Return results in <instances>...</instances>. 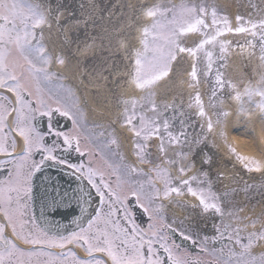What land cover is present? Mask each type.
Masks as SVG:
<instances>
[{"label": "snow or ice", "instance_id": "obj_1", "mask_svg": "<svg viewBox=\"0 0 264 264\" xmlns=\"http://www.w3.org/2000/svg\"><path fill=\"white\" fill-rule=\"evenodd\" d=\"M61 7L51 0H0V264H205L184 242L210 252L208 235L193 220L223 218L228 193L221 195L210 179L215 159L201 147L208 137L203 131L189 137L183 106L158 104L155 90L186 76L181 83L194 90L189 108L207 117V133L225 136L231 115L223 107L225 95L240 105L237 115L249 124L258 119L264 130V74L256 87L241 91L217 70L211 114L198 90L200 77L212 74L213 58L226 59L233 44L252 49L250 55L258 47L264 66V16L246 19L207 0L132 5L145 22L134 41H120L127 63L112 83L115 112L105 115L87 99L81 105L62 83L57 65L65 66V57L51 50L45 36L54 24L64 36ZM236 36L250 39H229ZM128 90L143 95L129 98ZM245 98L255 107L245 108ZM170 110L178 129L163 118ZM58 117L71 127H58ZM90 120L98 133L88 128ZM261 151L260 159H236L246 172H264ZM197 156L199 175H189ZM175 208L186 215L177 216ZM212 227L227 234L232 247L207 264H264V251L256 254L264 248V209L243 228Z\"/></svg>", "mask_w": 264, "mask_h": 264}, {"label": "bare ground", "instance_id": "obj_2", "mask_svg": "<svg viewBox=\"0 0 264 264\" xmlns=\"http://www.w3.org/2000/svg\"><path fill=\"white\" fill-rule=\"evenodd\" d=\"M175 1L180 0H51L53 7L57 4L62 6L60 19L64 25V36L59 35V29L55 24L51 34L45 32V36L51 41L49 44L51 50L65 57L66 65L59 67H63L61 71L70 78L77 92L75 96L80 102L83 103L87 99L89 107L97 113L102 112L107 115L109 110H112L114 114L115 97L112 93V83L123 74L124 65L127 63L124 58V49L120 47V41H134L135 37L140 34L137 27L144 20L141 13L135 11L132 5L139 7L140 5L150 6L163 3L169 6ZM255 5L264 7L262 0L257 1ZM65 39L67 40L66 46L63 44ZM87 41L86 47H82ZM233 58L241 62L235 63L236 66L230 69L227 75L229 80L241 91L249 84L256 87L259 83V68L257 69L247 55H233ZM185 67L188 68V65L185 64ZM183 79L187 77H177L174 83L169 82L167 89L158 88L157 92L161 98L156 100L157 103L171 104L174 101L177 109L182 105L183 112L187 113L192 103V96L189 92L192 89L187 84L181 83ZM129 91L127 96L134 97L135 94ZM204 94L203 91V96ZM253 99L256 101L259 98ZM204 103L206 110L211 114L205 98ZM228 103L229 101L223 107L231 113L225 128L227 131L225 138H228L230 143L226 144V140L223 139L216 143L217 147H230L236 156L260 159L261 150H264V130H262L260 121L257 119L254 124H248L241 119L240 115H237L238 111L235 113L227 108ZM244 107L254 108L255 104H249L245 98ZM195 118L204 125V130L207 132L205 123L207 117L201 120L195 114ZM212 119L215 121L216 117L213 115ZM217 131H219V126H217ZM207 137L206 145L209 141L215 140L217 135L207 133ZM221 150L223 152L220 154L219 161L226 162L227 149L222 148ZM197 158L198 156L195 157ZM217 173L224 179L233 174L227 168L214 167L211 170L210 179L217 178Z\"/></svg>", "mask_w": 264, "mask_h": 264}, {"label": "rangeland", "instance_id": "obj_3", "mask_svg": "<svg viewBox=\"0 0 264 264\" xmlns=\"http://www.w3.org/2000/svg\"><path fill=\"white\" fill-rule=\"evenodd\" d=\"M197 2H200V0H197ZM207 3H209V4L216 3V4L220 5V6H227V8H228V10H229V12L231 14H233V15L242 14L244 16H245L246 13H248L250 11L249 6L253 5L252 0H207ZM238 8L240 9L239 13H237L238 12ZM252 10H255V9L252 7L251 11ZM260 17L261 16H255V17H252V18L258 19ZM245 18L247 19L248 17L245 16ZM249 38L250 37H244V36L229 37V39H234L236 41H238V40L242 41V44L244 43L245 39H249ZM232 48H234V47H232ZM237 50H240V49L238 48ZM229 52L227 54L226 59H224V60H219L216 57L213 58L214 59V66H213L212 74L210 75V79L209 80H214L213 74H215L217 70L222 71V69L224 68L225 62H226V60L229 57ZM257 56H258V54H257ZM210 93H211V90H210Z\"/></svg>", "mask_w": 264, "mask_h": 264}]
</instances>
